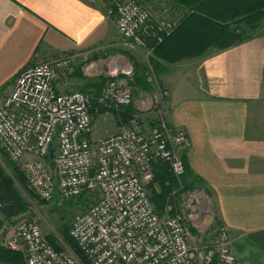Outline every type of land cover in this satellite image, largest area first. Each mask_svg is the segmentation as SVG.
<instances>
[{
	"label": "built area",
	"instance_id": "2783aa9c",
	"mask_svg": "<svg viewBox=\"0 0 264 264\" xmlns=\"http://www.w3.org/2000/svg\"><path fill=\"white\" fill-rule=\"evenodd\" d=\"M109 15L115 16L122 38L149 53L148 42L162 41L178 19L168 3L162 2L154 13L141 0H113ZM76 59L69 52L33 63L8 91L0 92V148L43 200L97 195L70 227L89 264H242L234 238L222 224L209 246L188 240L184 211H191L190 217L196 220L195 214L212 208L205 188L185 187L183 155L192 146L188 132L169 124L159 108L161 99L153 96L146 108H155L158 117L150 124L136 113L128 126L96 139L90 95L81 89H57L60 70L71 68ZM132 70L128 66L123 72L130 75ZM98 102L126 107L134 103V88L116 78L109 80ZM162 162L169 165L177 188L158 210L149 184L154 164ZM9 244L22 249L25 264H83L71 248L57 249L33 218L16 222Z\"/></svg>",
	"mask_w": 264,
	"mask_h": 264
},
{
	"label": "crops",
	"instance_id": "0c3cea01",
	"mask_svg": "<svg viewBox=\"0 0 264 264\" xmlns=\"http://www.w3.org/2000/svg\"><path fill=\"white\" fill-rule=\"evenodd\" d=\"M111 4L0 0V92L8 91L31 64L70 52L78 58L71 68L60 70L57 89H81L91 97L90 89L67 84L84 73L87 63L81 57L100 55L91 66L111 57L105 48L119 36L115 16L109 15ZM121 40L133 46L135 61L148 60L147 48ZM125 50L122 46L114 52ZM168 68L161 81L164 108H159L172 127L184 128L191 137L192 146L184 153L185 177L202 181L220 224L234 236L239 261L264 264V25L241 43ZM134 89V101L150 94Z\"/></svg>",
	"mask_w": 264,
	"mask_h": 264
},
{
	"label": "trees",
	"instance_id": "16d2710c",
	"mask_svg": "<svg viewBox=\"0 0 264 264\" xmlns=\"http://www.w3.org/2000/svg\"><path fill=\"white\" fill-rule=\"evenodd\" d=\"M162 2L172 6L178 19L174 30L162 41L148 42V47L151 49L149 62L157 74L162 61L172 64L203 55L214 48L224 49L236 45L255 36L264 24V0H158L157 5ZM149 85L150 83L147 82L139 87L141 90L149 91L151 88ZM99 96L95 101L91 99L92 112L95 109L97 111L109 109L98 102ZM132 106L130 104L112 112L121 123L129 125L136 114ZM183 159L187 170L184 155ZM10 167L12 174H8L0 165V227L4 219L17 218L28 209L26 199L16 186L17 180L26 189L28 180L24 173L15 169V166ZM154 172V178L149 184L151 199L156 208L161 210L168 202L172 191L177 188V181L167 163H155ZM183 180L187 189L202 186V181L198 177L189 181L184 175ZM154 184L160 186L159 192L153 188ZM83 197H92L91 204H93L97 195L84 194L78 198ZM62 235L65 243L72 248L83 264H89L86 256L72 239L69 227L63 228ZM48 238L57 249L63 248L62 244L56 241V237L49 234ZM0 264H25L23 254L17 250L0 248Z\"/></svg>",
	"mask_w": 264,
	"mask_h": 264
},
{
	"label": "rangeland",
	"instance_id": "374dc122",
	"mask_svg": "<svg viewBox=\"0 0 264 264\" xmlns=\"http://www.w3.org/2000/svg\"><path fill=\"white\" fill-rule=\"evenodd\" d=\"M113 0H111L112 2ZM157 3V2H156ZM155 2L149 4L153 9V12H159L160 5H157ZM156 5V6H155ZM112 7V4L110 5ZM264 25V24H263ZM263 26H261L262 28ZM119 32H118V34ZM115 40L117 45H113L115 42H110L105 49L109 50V54L111 57L108 59L102 60L101 62H97L94 66H91L92 61L95 62L97 53L92 54L93 56H89V59L86 60L81 57V63H87L85 66L84 73L82 70L80 73L68 82V88H87L90 89L91 98L95 101V98L101 94L100 88L103 87L109 80L117 79L124 82H127L132 87L140 88L139 86L145 84L147 82L150 83L149 87L150 94L147 95L145 99L141 97L135 98L134 103H132V107L135 109L136 113L140 115V118L145 122V124H150L151 120L158 117V112L155 110V113L152 109H147L146 106L152 101V98L157 96L160 100V108L162 105L163 97L166 92L164 86L162 85V76L168 71V66L170 63H166L165 61L161 62V67H158V74L155 69L151 67L149 62V54L148 60L144 61L145 63H138L134 60V54L131 53L133 46H130V43L126 44L125 41L121 40V36ZM118 40V41H117ZM119 46V47H118ZM127 48L125 53L114 52L115 49L121 47ZM145 48V47H144ZM123 52V51H121ZM149 52V51H148ZM78 56V55H77ZM100 55H98L99 57ZM78 58V57H77ZM77 60V59H76ZM83 60V61H82ZM76 62V61H75ZM79 63V62H78ZM77 63V64H78ZM128 66H132L133 70L130 75H126L123 71L128 68ZM164 67V68H163ZM167 69V70H166ZM114 71L116 73L114 74ZM154 77L153 80H149V77ZM115 77V78H114ZM146 77V80H145ZM160 87V89H159ZM154 96V97H153ZM94 103V102H93ZM109 109L103 111H97L95 109L92 112V121H93V132L96 139H100L102 136L104 137L107 134L118 131L123 126H128L121 123L117 116L112 110L117 108L108 107ZM162 108L163 105H162ZM164 112V110L162 109ZM165 114V112H164ZM166 115V114H165ZM141 124L144 125V123ZM97 134V135H96ZM0 165L4 168V170L8 174H12V167L15 166V169H19L23 174L21 168L15 164L9 157L6 155L2 149L0 148ZM18 168H17V167ZM177 181V180H176ZM27 182V181H26ZM16 186L19 188V191L24 196L28 203V209L22 213L21 216L12 219H4L1 227H0V248L1 249H13L22 252L24 263H25V254L20 248H11L9 244V239L11 236V231L16 222L23 217H29L36 219L43 232L48 236L49 234L53 237L57 238V242L62 244L63 247L67 246L71 248L64 241V237L62 235V231L64 227H71L74 220L77 216L85 211L90 204L92 203V197H83V198H73V199H64L61 197H57L52 201H46L41 199L34 190L30 187L27 182L26 189L17 182ZM155 191L159 192L160 186L158 184L152 185ZM150 189V188H149ZM174 202H177V197L173 198ZM186 215V223L188 229V240L192 245H201L210 244L211 241L215 240L218 235V227L220 224L216 214L215 208H212L210 211H202L200 215H196V220H193L190 217L191 211L185 210ZM196 213V212H194ZM64 226V227H63ZM232 235V234H231ZM232 238L234 236L232 235ZM204 245V246H205ZM72 249V248H71Z\"/></svg>",
	"mask_w": 264,
	"mask_h": 264
}]
</instances>
